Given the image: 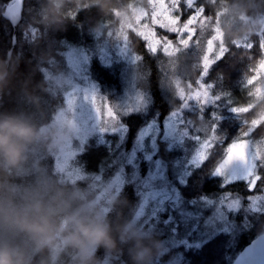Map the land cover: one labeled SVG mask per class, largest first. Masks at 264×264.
I'll use <instances>...</instances> for the list:
<instances>
[{
  "label": "trees",
  "instance_id": "16d2710c",
  "mask_svg": "<svg viewBox=\"0 0 264 264\" xmlns=\"http://www.w3.org/2000/svg\"><path fill=\"white\" fill-rule=\"evenodd\" d=\"M9 1L0 0V116L14 115L26 120L35 134L18 160L0 158V209L5 214L15 207L29 216L39 211L52 227L47 233L28 232L25 245L12 234L16 226L8 232L0 228V245L14 250L18 264H161L176 250H183V256H188V263L183 260L180 264H231L235 253L264 231L259 229L264 225V210L250 209L249 202V195L264 191V154L257 159L259 179L252 189L242 179L227 180L213 173L218 164L213 145L247 138L245 124L239 129L220 118L229 108L252 104L249 113L244 114L247 120L264 115V96L248 80L251 67L257 66L264 55V0H172L175 20L151 22V39L139 28L128 26L122 15L136 4L148 7V0H25L14 44L13 27L3 15ZM229 10H236L241 15L238 17L251 25L245 28L249 46H236L233 40L244 31L242 27L224 28V40L218 42L212 55L222 47L221 52L212 59L206 74L217 97L204 106L184 108L202 72V47L210 29L207 24ZM194 16L196 22L191 21ZM156 25L169 31H161ZM186 25L190 36L183 30ZM31 27L36 30L34 38L26 34ZM122 34L128 54L115 46ZM103 46L111 53L108 62L101 57ZM74 47L82 50L89 78L114 118L125 127L126 143H131L144 125L155 122L160 126L175 112L181 114L180 125L186 128L185 143L192 144L202 135L214 132L215 140L206 159L200 165L188 166L181 198L193 211L203 196L226 194L236 198L237 208L231 213L238 224L235 243H230L232 231L221 230L209 234L199 245L189 244L187 249L179 244L161 253L163 242L176 237L171 228L175 211L172 218L168 217L172 208H167L149 221L136 219L146 194L145 161L139 165L138 178L124 181L98 217L99 206L93 199L101 182L96 176L105 181L113 173L116 154L95 139L86 142L75 157L82 172L80 178H63L55 170L50 140L42 128L64 103V94L52 84L48 70L60 71L67 52ZM258 125L253 139L264 137V118ZM160 149L169 164L177 160L178 149ZM180 159L186 160L181 156ZM207 212L211 214L212 207ZM78 221L93 222L103 229V240L92 245L90 254L71 239ZM194 236L196 232L190 238ZM219 248L223 249V256L218 261Z\"/></svg>",
  "mask_w": 264,
  "mask_h": 264
},
{
  "label": "rangeland",
  "instance_id": "374dc122",
  "mask_svg": "<svg viewBox=\"0 0 264 264\" xmlns=\"http://www.w3.org/2000/svg\"><path fill=\"white\" fill-rule=\"evenodd\" d=\"M148 2V7L136 4L131 7L129 12H122V15H124L128 26L139 28L151 39L153 36L148 29V25L151 22H173L175 20V16L172 14L174 3L172 0H148ZM238 16L241 15L236 10H229V12H224L216 18L215 22L212 21L211 24H207L210 25V29L207 31L209 32L208 35L206 33L207 39L202 47V72L196 84L192 86L184 103V108L204 106L213 102L217 97V94L212 92L211 82L206 80V74L208 66L213 61L212 59L221 52L222 47L218 53L216 51V54L212 55L218 42L224 40V28L242 27L244 31L237 34L233 40L236 46H249L245 28H250L251 25L248 24L247 20H242ZM195 20V16L191 18L192 22ZM183 27L184 32H189L190 36L189 27L187 25ZM26 34L34 38L36 30L31 27ZM118 40L120 43H115L117 49L124 54H128L126 37L123 34L119 35ZM101 49L102 59L108 62L111 56L110 51L105 46ZM86 61L87 59L82 50L74 47L67 52L66 60L61 63L60 71L48 70L50 81L60 87L64 94V103L57 110L53 120L42 128V133L48 136L50 140L49 148L54 155L55 170L63 178H80L82 172L75 163V157L80 153L86 142L95 139L97 143L107 145L116 154L115 163H112L115 167L113 173L105 181H101L100 175L96 176L101 182L97 185L98 188L95 189L93 199L99 206L97 210L98 217L101 216L102 211L107 207L124 181L134 182L138 178L139 165L141 161H145L147 174L143 182L145 183L146 194L140 204L136 219L141 222L149 221L151 217L155 218L157 213H163L167 208H172L168 216L172 218V211H175L174 224L171 225V228L172 232L176 233V237L170 242H163L161 253L167 252V250L177 247L179 244H184V248L187 249L189 244L199 245L207 239L205 237L209 234L221 230L232 231L230 243H235L238 224L231 217V213L235 212L237 208L236 198L226 194L213 198L203 196L200 199L203 202L200 201L196 204V211L190 210L181 198V185L183 186L186 182L188 166L200 165L206 159L215 140L214 132L210 131L207 136L206 134L199 135L202 137L201 140L193 141L192 144L185 143L186 128L180 125L183 121L181 114L175 112L168 116L160 126L155 122L144 125L139 130L137 137L131 143H126L125 127L114 118L113 112L109 111L110 108L99 94L97 86L89 78L86 71ZM257 63V66L251 67L252 74L248 80L254 82L258 92L264 96V55ZM251 105L229 108V111L221 115L220 118L235 124L239 129H242L241 126L245 124L247 126L245 130L247 138L235 139L223 146L221 142H218L213 147L216 154L214 159L218 160L216 166L218 167L227 159L226 154L233 145L238 142L244 145L243 157H237L229 161V165H226L220 173L215 171V167L213 173L221 174L227 180L242 179L248 183L249 188L253 189L256 180L250 183L245 175L254 170L257 172V159L264 154V137L253 139L252 136V134H255V130L258 127L260 128L258 124L263 121L264 115H259L253 120L252 118L247 120L244 114L249 113ZM218 128H220L219 124L217 131ZM201 129L204 130V127H201ZM160 147L178 149V152L175 151L177 160L169 164L165 155L161 153ZM219 149L220 151H218ZM180 156L185 157L186 160H181ZM249 200L250 209L264 210V191L252 193L249 195ZM211 207L212 212L209 214L207 211ZM13 210H16V208L13 207L5 215H10ZM13 226L9 220L0 219L1 230L8 232L9 228ZM259 229L264 230V225L260 226ZM193 232H196L197 236L190 238ZM12 234L14 238L21 239L23 245H25L27 231L17 227L12 231ZM222 250L221 248L218 250V261L223 256ZM23 251L20 257H22ZM83 251L90 254L92 245H89ZM182 252L183 250L174 251L166 262L161 264H180L183 260L185 262L188 256H183ZM189 264L193 263L189 262Z\"/></svg>",
  "mask_w": 264,
  "mask_h": 264
},
{
  "label": "clouds",
  "instance_id": "9594fccd",
  "mask_svg": "<svg viewBox=\"0 0 264 264\" xmlns=\"http://www.w3.org/2000/svg\"><path fill=\"white\" fill-rule=\"evenodd\" d=\"M34 134L35 129L26 120L14 115L0 116V158L9 162L18 160ZM0 219H7L14 226L32 234L47 233L52 227L51 222L39 214V211L36 215L29 216L27 213L13 210L6 216L3 209H0ZM70 235L72 240L85 249L104 238L101 226L88 221H78L75 231ZM0 264H18L13 249L0 245Z\"/></svg>",
  "mask_w": 264,
  "mask_h": 264
},
{
  "label": "water",
  "instance_id": "95a60500",
  "mask_svg": "<svg viewBox=\"0 0 264 264\" xmlns=\"http://www.w3.org/2000/svg\"><path fill=\"white\" fill-rule=\"evenodd\" d=\"M25 0H10L5 6L3 15L10 21L13 27V44L15 43L16 26L21 20L23 6ZM11 8L9 10V7ZM11 49L8 51L7 60L10 56ZM231 264H264V231L259 232L254 237L249 239L237 252Z\"/></svg>",
  "mask_w": 264,
  "mask_h": 264
},
{
  "label": "snow or ice",
  "instance_id": "6c2138e0",
  "mask_svg": "<svg viewBox=\"0 0 264 264\" xmlns=\"http://www.w3.org/2000/svg\"><path fill=\"white\" fill-rule=\"evenodd\" d=\"M178 7H179V5H178ZM10 8H11V5L9 7V10H10ZM180 18L181 19L184 18V13H183L182 9L180 10ZM155 27L159 28L161 31H165V32L169 31V29L164 28L162 25H156ZM158 51H159V49H158ZM233 110H235V109H233ZM109 111H111V109H109ZM212 115H213V117H215V113H213ZM245 135H247V134H245ZM213 147H215V145H213ZM226 155H227V159H225L223 161V163H221L218 167H216L215 171L217 173L222 172L225 169L226 165H229V161H231L237 157H243L244 156V145H243V143L238 142L236 145H233V147L228 150ZM245 176L250 183H252L254 180L259 179V175L256 172V170L246 174Z\"/></svg>",
  "mask_w": 264,
  "mask_h": 264
},
{
  "label": "bare ground",
  "instance_id": "6f19581e",
  "mask_svg": "<svg viewBox=\"0 0 264 264\" xmlns=\"http://www.w3.org/2000/svg\"><path fill=\"white\" fill-rule=\"evenodd\" d=\"M12 25V24H11ZM16 31V30H15ZM13 32H14V30H13ZM14 38H15V35H14ZM12 40H13V34H12ZM10 50V49H9ZM7 55H8V53H7ZM5 64H6V62H5ZM6 70V69H5ZM2 76V75H1ZM0 76V77H1Z\"/></svg>",
  "mask_w": 264,
  "mask_h": 264
}]
</instances>
